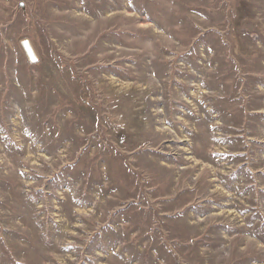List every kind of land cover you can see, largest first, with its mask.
I'll return each instance as SVG.
<instances>
[{"label":"rangeland","instance_id":"374dc122","mask_svg":"<svg viewBox=\"0 0 264 264\" xmlns=\"http://www.w3.org/2000/svg\"><path fill=\"white\" fill-rule=\"evenodd\" d=\"M0 264H264V0H0Z\"/></svg>","mask_w":264,"mask_h":264},{"label":"water","instance_id":"95a60500","mask_svg":"<svg viewBox=\"0 0 264 264\" xmlns=\"http://www.w3.org/2000/svg\"><path fill=\"white\" fill-rule=\"evenodd\" d=\"M21 44H22L23 50L26 53L28 59L32 62L35 61L36 56H35L32 48H31L30 44L27 41H23Z\"/></svg>","mask_w":264,"mask_h":264}]
</instances>
